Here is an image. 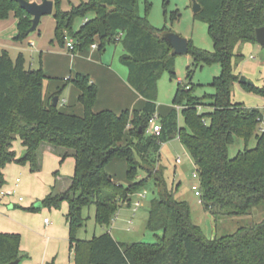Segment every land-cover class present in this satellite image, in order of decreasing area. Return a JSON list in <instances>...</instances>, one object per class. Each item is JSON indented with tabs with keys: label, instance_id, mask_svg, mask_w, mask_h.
<instances>
[{
	"label": "trees",
	"instance_id": "trees-1",
	"mask_svg": "<svg viewBox=\"0 0 264 264\" xmlns=\"http://www.w3.org/2000/svg\"><path fill=\"white\" fill-rule=\"evenodd\" d=\"M198 1L202 9L195 16L207 22L215 49L204 51L188 40V54L196 65L219 63L221 73L212 82L215 93L208 100L190 93L191 82L189 89L179 84L174 107L158 117L162 126L159 135L147 134L146 130L157 113L159 78L165 70L174 75L177 54L167 39L173 31L155 27L142 16L139 0L81 1L69 11L55 0L53 17L57 41L65 45V37L70 35L75 40V52L88 50L96 39L102 51L105 44L122 39L121 62L129 68V83L146 100L142 110L94 112L98 87L88 75L78 73L72 82L81 91L79 102L84 114L62 112L53 104L59 92L46 98L47 76L42 68H27L22 52L15 60L5 49L0 54V185L5 180L2 169L9 162H29L33 170L40 169L41 145L68 149L61 157L63 161L72 155L76 161L72 183L62 194L51 191L43 203L57 208L68 200L74 264H264V219L224 236L208 237L192 219L191 205L176 197L178 187L168 189L153 177L151 169L141 165L142 160L158 163L156 156L162 144L178 135L196 162L200 199L215 220L246 215L264 202V130L257 131L264 114L260 108L232 100V88L241 77L235 71L236 51L243 42H257L256 29L264 26V0ZM10 11L18 20L16 38L30 36L32 16L16 0H0V17H7ZM77 16L88 19L75 32ZM178 17L175 13L174 19ZM241 85L264 95V88L254 83ZM206 104L212 110L202 112L199 107ZM177 106L183 110L184 126L178 123ZM17 136L26 146L22 157H17L11 147ZM235 137L242 138L246 147L232 157L229 148ZM252 138L257 143L249 148ZM115 157L127 161V187L107 171ZM142 171L147 175L140 179ZM150 178L155 180L159 194L151 202L147 226L155 235L161 233L157 242L123 243L109 231L91 240L77 238L76 230L85 220V206L94 205L98 225L110 226L130 195ZM20 241L21 234L0 232V264L21 262Z\"/></svg>",
	"mask_w": 264,
	"mask_h": 264
},
{
	"label": "rangeland",
	"instance_id": "rangeland-1",
	"mask_svg": "<svg viewBox=\"0 0 264 264\" xmlns=\"http://www.w3.org/2000/svg\"><path fill=\"white\" fill-rule=\"evenodd\" d=\"M58 1L60 8L69 11L79 5L81 1L88 0ZM139 12L142 16H147L153 26L166 27L169 31L190 40L192 46L204 51H214L215 46L208 30V24L196 18L192 0H139ZM175 13H179L177 19H174ZM15 18L14 11H10L7 17H0V43L4 41L7 44L5 50L11 54L14 60L19 53L15 48L13 49L14 44L21 45L23 43L28 46L31 38L36 37L39 39L41 36L47 40L51 36L56 38V23L53 14L43 16L39 29L30 32V36L23 40L16 38L18 28L17 24L14 23ZM87 18L77 16L73 23V30L76 32ZM96 42L99 43V40L96 39ZM2 49L4 47L0 45V54ZM103 49L104 52L109 53L110 59H113L115 64L127 68L121 62V56L124 53L122 39L118 42L105 44ZM27 51L25 55L27 59L26 67L31 68L29 65L31 61L34 62L33 58L36 56L30 49ZM236 52L238 54L236 58L237 66L235 67L236 73L240 76H246L255 86L264 88V47L257 42H243ZM33 68L39 67L35 65ZM221 69L219 63L196 65L190 53L177 55L175 57L174 75L165 70L159 78L156 115L158 117L159 115L163 116L174 106L175 92L179 88L180 81L183 84H190L191 82L192 89L190 93L208 100L209 96L215 93L212 82L215 77L220 75ZM54 80L59 81L58 78ZM232 92L233 102H241L249 108H260L264 114V95L243 87L240 82L234 84ZM199 109L202 112L212 110L207 104L201 108L199 107ZM178 110V123L180 126H184L183 110L180 107H178ZM262 125L263 123H260L258 133L261 132ZM256 143L257 139L252 138L248 147L253 148ZM11 147L16 152L17 157H22L26 153V146L22 144V140L18 136L12 142ZM245 147V141L240 137H235V143L229 148V155L233 157ZM43 149H40L42 166L38 170H33L29 162L15 161L9 162L2 169L5 180L0 185V232L21 234L22 259L20 264H74V256L70 249L69 240L70 227L67 223L68 200L62 201L57 208H49L43 203V200L53 191V187L55 192L57 189H63L62 184L70 179L75 172L76 161L72 155L67 156L62 161L61 156L68 150L67 148L57 147L54 149V153L45 150L44 152ZM58 155L61 159L57 157ZM156 158L159 159V162L155 165L147 160H142L141 165L151 169L153 177L165 183L168 189L172 190L178 187L176 197L186 200L191 205L192 219L202 227L206 236H224L235 232L242 226L251 225L264 219V202H261L260 205L246 215H225L215 220L214 216L205 209L200 195L197 194V191H200L197 165L178 135L162 144ZM111 167H113V170H111ZM163 167L164 172L162 173ZM109 170L116 181L126 187L129 185L130 178L127 175L126 159L113 158L107 165V171ZM195 173L197 176L194 175ZM139 175V178L142 179L147 174L142 171ZM62 180H64L63 183ZM8 191L11 193L3 194V192ZM158 192L155 180L150 178L141 189L130 195L129 200L121 206L112 218L110 226L98 225L95 222L96 208L94 205L85 206L83 210L85 220L83 226L76 230L77 238L91 240L94 236L109 231L123 243L157 242L161 233L155 235L148 229L147 218L151 202L158 197ZM21 197L23 200H20ZM138 201H140L139 207L136 206ZM46 218L51 222L49 230H47L44 223Z\"/></svg>",
	"mask_w": 264,
	"mask_h": 264
},
{
	"label": "crops",
	"instance_id": "crops-1",
	"mask_svg": "<svg viewBox=\"0 0 264 264\" xmlns=\"http://www.w3.org/2000/svg\"><path fill=\"white\" fill-rule=\"evenodd\" d=\"M36 1L41 2L42 0ZM54 22L56 23V19H54ZM14 23L18 24L17 18L14 19ZM38 29L39 26L37 30ZM39 35H41V33H39ZM35 38H31L28 46L23 43H21V45L16 43L12 47L13 49L15 48L16 51H19V53L22 52L24 56L26 55V52H28V49L35 53L36 57L33 58L34 62L31 61L29 66L33 68V66L37 65L39 68L44 70L47 76V80L45 81L46 98H49L52 94L59 92L58 107L62 112L66 111L69 113H76L77 115L84 114V107L79 102V94L81 91L74 84V82H72L78 73L88 75L90 80L98 87L97 100L93 108L94 112L112 110L116 113H122V111L127 109H143L146 100L144 97L139 95L129 83V68H122V66L115 64L114 60L110 59L111 56L109 57V53L99 50L98 47L72 53L67 49L66 45L61 46L53 36H51L48 40L43 36L39 39ZM0 45H2L5 49L7 44L4 43V41H1ZM19 53H16V56H18ZM56 78H58L59 81L54 80ZM41 146L42 147L40 149L44 148L43 151L45 150L46 152L51 151L54 153V149H56L51 145ZM40 149L39 157L41 162L42 154L40 155ZM57 157L61 159L59 155ZM111 170H113V167H111ZM108 172L111 174L110 170ZM63 182L64 180H62V183ZM71 183L72 177L67 179L66 182L62 184L64 186L63 189H57L55 192L53 187L52 192H55L54 194H62L70 187ZM45 225L47 226V230H49L51 223L48 225L45 223ZM114 239L116 238L114 237Z\"/></svg>",
	"mask_w": 264,
	"mask_h": 264
},
{
	"label": "water",
	"instance_id": "water-1",
	"mask_svg": "<svg viewBox=\"0 0 264 264\" xmlns=\"http://www.w3.org/2000/svg\"><path fill=\"white\" fill-rule=\"evenodd\" d=\"M20 6L27 11L28 14L32 16L33 24L28 30V34L37 30L38 26L41 23V18L46 14H52L54 12L55 3L53 0H42L31 1V0H16ZM192 7L194 13H198L202 9V5L198 0H192ZM167 39L173 47V53L177 55H186L189 52L188 40L183 38L181 35L172 32L167 35ZM256 41L258 44H261L264 47V26L257 27L256 29ZM239 82L241 84L253 85V82L249 80L246 76H241ZM59 98L58 96L54 97L53 104L58 105ZM9 264H20V260H16Z\"/></svg>",
	"mask_w": 264,
	"mask_h": 264
},
{
	"label": "built area",
	"instance_id": "built-area-1",
	"mask_svg": "<svg viewBox=\"0 0 264 264\" xmlns=\"http://www.w3.org/2000/svg\"><path fill=\"white\" fill-rule=\"evenodd\" d=\"M66 39V47L68 50H70V52L74 53L75 50H74V46H75V40L73 37H71L70 35H66L65 37ZM98 47V44L96 42H94L92 45H91V48L94 49V48H97ZM180 84L185 86L186 89H189L190 88V85L188 84H183L181 81H180ZM158 119V116L157 115H154L150 118L149 120V125H148V128L146 130V133L147 134H154V135H159L160 134V131L162 129V126L160 125V123L157 121ZM261 123H263L262 127H261V131L264 130V121H262ZM195 176H197V174L195 173L194 174ZM20 180V179H18ZM5 195L6 194H10L11 192L8 191V192H3ZM197 194L200 195V191H197ZM20 200H23V198L21 197ZM140 205V201H138L136 203V206L139 207ZM137 208V207H136ZM45 223L48 225L50 224V220L48 218L45 219Z\"/></svg>",
	"mask_w": 264,
	"mask_h": 264
}]
</instances>
